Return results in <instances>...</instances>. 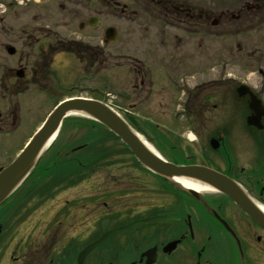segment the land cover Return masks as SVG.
Segmentation results:
<instances>
[{"label": "flooded vegetation", "instance_id": "flooded-vegetation-1", "mask_svg": "<svg viewBox=\"0 0 264 264\" xmlns=\"http://www.w3.org/2000/svg\"><path fill=\"white\" fill-rule=\"evenodd\" d=\"M0 7V169L13 161L11 148L39 111L48 110L44 121L75 96H62L78 79L71 61L87 72L115 56L133 75L130 91H119L122 99L159 88L190 126L211 130L206 161L183 154L172 160L216 170L264 205V0H0ZM108 17L118 20L115 43L121 41L111 52L103 37L98 53L84 35ZM190 45L199 58L212 48V77L172 74L182 69ZM142 59L160 65L164 83ZM88 74L79 78L85 86ZM131 104L124 105L135 110ZM194 116L202 121L192 122ZM91 134L63 153L68 142L55 145L41 162L66 160L72 168L39 164L0 206V264H264V224L220 191L192 195L142 165L146 184L138 186L140 174L125 173L124 163L113 160L107 165L117 169L103 171L102 185L83 186L98 161L113 158L104 139ZM199 137L200 131L195 146ZM158 180L160 187L152 183ZM159 216L170 218L112 234L82 257L112 229Z\"/></svg>", "mask_w": 264, "mask_h": 264}, {"label": "rangeland", "instance_id": "rangeland-1", "mask_svg": "<svg viewBox=\"0 0 264 264\" xmlns=\"http://www.w3.org/2000/svg\"><path fill=\"white\" fill-rule=\"evenodd\" d=\"M8 2H6V5ZM4 7H0L2 9ZM65 15H61L63 18ZM61 18V19H62ZM78 20V19H77ZM111 25L117 26L118 20L114 17H108L105 21V24L103 27L97 31H92V33H88L84 36H87L89 39H91L92 46L100 52V46H103V37L105 34V31L107 27H111ZM206 41L211 40V36L206 35ZM121 39L117 41L115 44H109L106 48H108L111 52H115L118 48V45L120 44ZM133 41V40H132ZM117 44V45H116ZM186 48V47H185ZM194 49V50H193ZM186 61L180 71H177L174 69L172 71V74H180V75H193V74H201L204 73L208 75V77H212L214 74L213 71V50L210 48L209 50L205 48L204 50V56L203 58H199V55H197V50L195 47L190 45L188 50H184ZM144 55H141L143 59ZM154 59L155 57L152 56ZM63 61H68L67 56H64ZM147 68L151 69V74L153 76L160 75V79L163 80L162 83L165 82L164 72H159L160 65L154 61L155 60H147L143 62ZM118 59L115 56H109L108 60L106 62L103 61V63H92V67L88 68V71H80V64L77 60L71 61L70 64L74 66L77 70L76 75L78 80H76L75 90L72 92H66L62 94V96H85V97H92L97 99H103L104 98V91H111V93H117L119 95V91L122 90V88H126L128 91L131 89V80L133 79V75L130 71V68L125 66H118ZM68 65V64H67ZM70 65V66H71ZM68 68V67H67ZM89 73V74H88ZM88 74L90 79V85L85 86L83 83L79 81V78L82 77V75ZM105 74V78L103 77ZM103 78L106 82H108V86L105 88L103 87ZM168 85V82L166 83ZM99 87L100 90L94 88ZM159 88H155L153 91V94L146 97L145 95L141 97H135L133 95H128L124 99H122L120 96H118L117 104L125 106L124 104L134 103L137 105L135 112H137L139 117H133V116H124L128 122L133 125L136 130L142 135L144 139H146L149 143H151L155 149L158 150V152L167 160L174 161L172 158H180V155H184V157L187 156L190 157L191 162L194 163H202L207 160V155L212 156L213 151L207 144V134L211 131L207 128V126H204L201 124V129L196 126L197 123H193L192 126L188 124L186 121V117L182 115H177L178 109H174L172 107L170 101L172 98L162 97L159 95L158 90ZM177 97L181 96V93L176 94ZM116 102V100H115ZM131 104V105H132ZM174 109V110H173ZM48 110H42L39 111L30 121V123L27 125V127L21 131V135L19 138L21 140H16L15 144L11 148V159L14 160L19 154H17L20 149L23 147L24 143L26 142L27 138L32 135L34 130L36 129L37 125L43 121L45 118V115L47 114ZM211 113H209L210 115ZM179 118V120H178ZM159 124V122L163 123L166 128L170 130V132H167L168 136H164L166 133L162 132L160 129H155V126L151 124V121ZM178 120V121H177ZM196 120L202 121V117L200 119H197L194 116V119L192 120L197 122ZM199 123V122H198ZM44 122L42 123V125ZM203 126L205 128H203ZM211 126V125H210ZM40 129V128H39ZM96 131V132H95ZM200 131L201 137L200 143L196 140V137L198 136V133ZM178 132L183 133L186 132L185 137H178L180 135ZM205 132V133H204ZM36 133V132H35ZM34 133V134H35ZM91 133L98 135L96 139H104L105 147L109 149V153L112 154L113 158L109 159L103 158L102 160L98 161L93 168L96 170L94 174L91 175L90 179H88L86 182H83V186H92L95 185L94 183L99 182V186L103 184V179L106 175L103 171H115L117 168H113L109 165H107V162H117L124 163V170L125 173L128 171H135L136 173L140 174V182H138V186L146 184V182L142 179L143 177V168L140 164H138L134 158V156L129 153L124 145L120 141H118L112 134L107 132V130L101 126L98 122L95 120L84 116L82 114H71L67 116L61 126V130L54 142L49 146L48 152H46L41 159H47L49 158L48 155L50 151H53L56 149L55 145H62L65 142H68V147H61V153L65 152L69 147H75L77 144L83 143L88 136ZM33 134V135H34ZM32 135V136H33ZM18 138V137H17ZM194 141V142H192ZM87 142V141H86ZM29 143V142H28ZM27 143V144H28ZM190 143V144H187ZM26 144V145H27ZM93 146L96 144L95 142L91 143ZM25 145V146H26ZM192 145V146H189ZM24 146V147H25ZM23 147V149H24ZM22 149V150H23ZM21 150V151H22ZM20 151V153H21ZM1 152V151H0ZM55 152V151H54ZM180 154V155H179ZM86 162V161H85ZM177 164L182 165V163H179L178 161H174ZM2 162H0L1 164ZM90 162H86V165H90ZM111 165V164H110ZM90 167V166H89ZM152 183H155L154 186L160 187L163 185L159 180ZM172 184L171 182H169ZM97 184V183H96ZM141 201V198L132 201L133 204H139ZM141 206V205H139ZM1 209V207H0ZM5 216V214H4ZM10 255V252L8 254V257Z\"/></svg>", "mask_w": 264, "mask_h": 264}, {"label": "water", "instance_id": "water-1", "mask_svg": "<svg viewBox=\"0 0 264 264\" xmlns=\"http://www.w3.org/2000/svg\"><path fill=\"white\" fill-rule=\"evenodd\" d=\"M107 37L110 41L115 40V30L109 29ZM71 112L84 114L105 125L129 147L145 167L154 173L172 181L183 177L194 178L201 183L211 186L212 189L226 192L248 215L257 222L264 224V212H262L260 208L254 206L252 202L249 201L244 191L230 178L202 165H178L166 161L158 153L150 149L138 132L106 103L80 98L61 103L51 114L45 126L34 136L33 140L24 151L11 164L0 169V204L22 184L33 170L54 131L59 128L63 118ZM167 218L169 217L162 216L147 219L146 221ZM140 222L132 223L129 226L106 234L102 239L89 246L86 252L91 250L96 244L101 243L109 234H114L135 226Z\"/></svg>", "mask_w": 264, "mask_h": 264}, {"label": "bare ground", "instance_id": "bare-ground-1", "mask_svg": "<svg viewBox=\"0 0 264 264\" xmlns=\"http://www.w3.org/2000/svg\"><path fill=\"white\" fill-rule=\"evenodd\" d=\"M73 113H76V112H71L69 114H67L66 116H69ZM60 132V127L54 131L52 137L50 138V140L47 142V144L45 145V149L43 150V152L46 151V149L48 148V146H50V144L56 140L58 134ZM140 137L145 141V143L148 145V147H150V149H152L153 151H156L154 148H153V145L149 144L148 141L146 139H144L142 137V135L139 133ZM136 162L140 165H142L144 168L148 169L147 167H145L139 160H136ZM150 170V169H148ZM151 171V170H150ZM152 173H154L153 171H151ZM156 174V173H154ZM157 176H159L161 179H163L164 181H167L168 183L171 182L173 183L174 186H178V188L180 189H183L187 192H189L190 194L192 195H200V194H203V193H207L208 191H214V189L211 188V186H208L204 183H201L199 182L198 180L194 179V178H178V179H175V180H170V179H166L158 174H156ZM222 194L226 195L227 197H230L229 194H227L226 192H223V191H220ZM231 198V197H230ZM250 202H252L250 199H249ZM254 206L260 208V210L262 212H264V205H260L259 204H256V203H252ZM239 205V204H238ZM240 206V205H239ZM243 209V208H242ZM250 216V215H249ZM251 217V216H250ZM252 218V217H251ZM255 220V219H254ZM256 221V220H255ZM260 223V222H258ZM263 225V223H260Z\"/></svg>", "mask_w": 264, "mask_h": 264}, {"label": "trees", "instance_id": "trees-1", "mask_svg": "<svg viewBox=\"0 0 264 264\" xmlns=\"http://www.w3.org/2000/svg\"><path fill=\"white\" fill-rule=\"evenodd\" d=\"M112 134V133H111ZM113 136H115L114 134H112ZM116 137V136H115ZM117 138V137H116ZM95 145V144H94ZM127 149V151L129 152V149L128 148H126ZM58 167H60V168H72V166H71V163H69V161H63V162H60L59 164H57L56 165V163H54V164H51L50 162H46L45 163V165L42 167V164H40L38 167H37V169H41V168H45V169H54V168H58ZM74 168H81V169H83L84 167L82 166V167H80V166H78V165H76Z\"/></svg>", "mask_w": 264, "mask_h": 264}]
</instances>
